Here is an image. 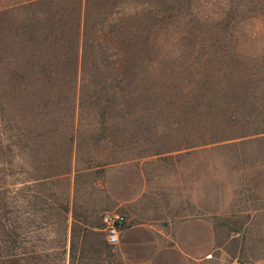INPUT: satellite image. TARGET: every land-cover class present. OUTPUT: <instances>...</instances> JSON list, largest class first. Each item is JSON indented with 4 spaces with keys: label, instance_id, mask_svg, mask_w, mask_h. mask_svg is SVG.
<instances>
[{
    "label": "rangeland",
    "instance_id": "374dc122",
    "mask_svg": "<svg viewBox=\"0 0 264 264\" xmlns=\"http://www.w3.org/2000/svg\"><path fill=\"white\" fill-rule=\"evenodd\" d=\"M168 199L264 248V0H0V264H133L102 213Z\"/></svg>",
    "mask_w": 264,
    "mask_h": 264
},
{
    "label": "crops",
    "instance_id": "0c3cea01",
    "mask_svg": "<svg viewBox=\"0 0 264 264\" xmlns=\"http://www.w3.org/2000/svg\"><path fill=\"white\" fill-rule=\"evenodd\" d=\"M144 204L141 199L135 206ZM190 204L168 199L150 214L128 211L119 242L128 259L134 257L133 264H264V248L227 249L218 242L214 224L203 214L192 215Z\"/></svg>",
    "mask_w": 264,
    "mask_h": 264
},
{
    "label": "built area",
    "instance_id": "2783aa9c",
    "mask_svg": "<svg viewBox=\"0 0 264 264\" xmlns=\"http://www.w3.org/2000/svg\"><path fill=\"white\" fill-rule=\"evenodd\" d=\"M101 230L104 233V239L108 245H116L120 242L121 236L125 228L128 226L126 214L120 211H105L100 217ZM231 264H242L238 260H234Z\"/></svg>",
    "mask_w": 264,
    "mask_h": 264
},
{
    "label": "trees",
    "instance_id": "16d2710c",
    "mask_svg": "<svg viewBox=\"0 0 264 264\" xmlns=\"http://www.w3.org/2000/svg\"><path fill=\"white\" fill-rule=\"evenodd\" d=\"M105 79V78H104ZM104 79L103 80H101L102 82H104ZM95 81V80H94ZM103 85V84H102ZM100 228H102V226L100 227ZM102 243H104V244H107V242L104 240V241H102ZM108 245V244H107Z\"/></svg>",
    "mask_w": 264,
    "mask_h": 264
}]
</instances>
